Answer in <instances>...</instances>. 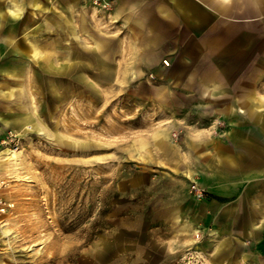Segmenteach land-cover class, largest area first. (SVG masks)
I'll return each instance as SVG.
<instances>
[{
  "label": "rangeland",
  "instance_id": "1",
  "mask_svg": "<svg viewBox=\"0 0 264 264\" xmlns=\"http://www.w3.org/2000/svg\"><path fill=\"white\" fill-rule=\"evenodd\" d=\"M119 10L0 0V91L17 101L16 124L0 126V264H264V235L238 234L264 221V172L250 192L224 189L204 148L233 128L255 145L240 162L264 166V16L229 25L239 34L208 52L217 77L200 84L127 66ZM105 48L109 65L90 66Z\"/></svg>",
  "mask_w": 264,
  "mask_h": 264
},
{
  "label": "crops",
  "instance_id": "2",
  "mask_svg": "<svg viewBox=\"0 0 264 264\" xmlns=\"http://www.w3.org/2000/svg\"><path fill=\"white\" fill-rule=\"evenodd\" d=\"M119 9L135 37L133 59L127 66L155 67L161 73L168 74L169 78L174 73L177 78L190 77L191 81L201 84L210 83L217 77L214 69L208 64L210 58L208 52L222 50L227 37L239 34L238 30L229 29V25L240 19L241 14L249 13L251 16L258 14L259 18L264 16V0H119ZM256 17L249 19L255 20ZM5 34L11 35L9 31ZM259 34L264 35V30L259 31ZM5 40L9 51L16 55L15 42L10 37ZM107 54L105 48L103 62L96 63L97 61L91 60L88 64L106 68L109 65L108 61H111V56L107 57ZM163 60H167L169 65L164 66ZM185 67L191 68L189 73L179 72L178 69ZM5 75L10 79L16 77L10 71H6ZM7 90V93L0 91L4 97V100H0L2 127L16 124L17 120L16 113L12 111L17 108L15 93L10 87ZM228 115L225 114V117L232 121ZM254 146L249 138H243L233 128L225 135L224 140L207 139L204 148L211 149V152L205 157L207 159L205 170L208 173L214 170L216 174L212 177L207 176L224 189L232 186L233 189L238 190L241 186L244 192L252 191L254 189L252 179H257L258 175L264 172V166H261L260 172L250 163H241L240 153H247L249 156ZM246 170L249 173L245 175L243 173ZM252 206L264 207V199H259V202L253 203ZM238 234L243 237L251 235L253 238L264 235V221L254 224L252 219L248 220L243 223L242 230Z\"/></svg>",
  "mask_w": 264,
  "mask_h": 264
},
{
  "label": "built area",
  "instance_id": "3",
  "mask_svg": "<svg viewBox=\"0 0 264 264\" xmlns=\"http://www.w3.org/2000/svg\"><path fill=\"white\" fill-rule=\"evenodd\" d=\"M166 63V62H165ZM8 141L9 142H13V145H16V147H17V141L15 140V137H14V135H9V137H8ZM15 147V148H16ZM4 207H0V211H4Z\"/></svg>",
  "mask_w": 264,
  "mask_h": 264
},
{
  "label": "bare ground",
  "instance_id": "4",
  "mask_svg": "<svg viewBox=\"0 0 264 264\" xmlns=\"http://www.w3.org/2000/svg\"><path fill=\"white\" fill-rule=\"evenodd\" d=\"M15 14V13H14ZM18 151V148L14 149L11 153H16ZM212 163V162H211ZM237 188V187H236Z\"/></svg>",
  "mask_w": 264,
  "mask_h": 264
}]
</instances>
